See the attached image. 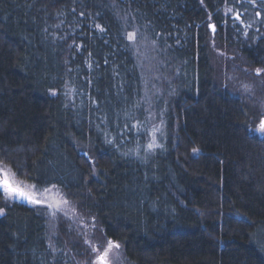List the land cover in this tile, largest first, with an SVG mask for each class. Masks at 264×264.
<instances>
[{
    "label": "trees",
    "instance_id": "16d2710c",
    "mask_svg": "<svg viewBox=\"0 0 264 264\" xmlns=\"http://www.w3.org/2000/svg\"><path fill=\"white\" fill-rule=\"evenodd\" d=\"M225 7L0 0V161L63 188L132 264H264V111L216 69L206 27L218 24L220 42L245 58L226 63L254 73L264 31L240 39ZM0 209V264L92 260L65 222L52 244L47 212L6 202L2 188Z\"/></svg>",
    "mask_w": 264,
    "mask_h": 264
},
{
    "label": "rangeland",
    "instance_id": "374dc122",
    "mask_svg": "<svg viewBox=\"0 0 264 264\" xmlns=\"http://www.w3.org/2000/svg\"><path fill=\"white\" fill-rule=\"evenodd\" d=\"M248 9L244 10H233V13L225 14L230 18L231 26L236 27V31L240 33L239 38L243 40L249 39L250 34H253L256 39L264 31V0H249ZM240 13V19L243 21L241 23L234 19V13ZM260 13L259 16L256 14ZM209 24H215V33L208 27ZM206 27L209 43L213 51L212 59L215 67L218 71L225 75L226 83L231 86V89L238 94H241L247 98H252L259 100V104L262 106L264 111V74L256 75L252 69L246 68V66H238L235 62L231 65L229 62L226 63L227 59H232L233 61L241 60L245 62V58L234 50V48L227 47L226 44L220 42L222 33L220 26L215 22H209ZM225 28V34L223 38L227 39L228 31ZM245 31L247 35H245ZM232 36V35H231ZM237 40V37L235 38ZM146 40V41H145ZM139 42L138 48L142 47L148 52L153 49V44L148 42L147 39ZM149 48V49H148ZM152 64V59L148 61ZM264 69V67H258ZM257 69V68H256ZM245 86L248 87V91L245 90ZM260 134L264 135L258 127L256 129ZM153 135L156 136L157 143V131L152 132L151 139ZM3 179L10 180L13 186L23 187L24 190L33 192V194L41 196L45 199L46 203L42 205H35L28 202L25 199L9 198L6 200L8 203H13L15 201L25 202L32 205L42 211L47 212L49 217V233L52 244L56 236L59 235V227L62 222H65L69 235L73 240L82 242L83 246L89 250L92 259H94V254L90 251V244L92 246H100L101 250L103 246H106L107 240H109L105 235L103 229L100 227L98 221L92 215L88 214L86 211L81 210L77 203L72 200L58 185H51L47 187H39L35 182L27 180L19 176L11 166L0 161V184ZM35 185L36 189L39 191H34L32 186ZM52 186H55L53 189ZM2 188V187H0ZM3 189V188H2ZM44 189H49L48 192H44ZM4 191V190H3ZM5 192V191H4ZM6 195V193H5ZM67 203H64V201ZM48 204H52L53 208H48ZM55 212V215L53 213ZM94 218V219H93ZM89 243H85V241ZM120 244V243H119ZM120 249H113L110 253L111 264H132L129 262L122 245L120 244Z\"/></svg>",
    "mask_w": 264,
    "mask_h": 264
},
{
    "label": "snow or ice",
    "instance_id": "6c2138e0",
    "mask_svg": "<svg viewBox=\"0 0 264 264\" xmlns=\"http://www.w3.org/2000/svg\"><path fill=\"white\" fill-rule=\"evenodd\" d=\"M254 2V0H253ZM201 3H203V0H201ZM227 3L228 0H225V14H229V13H233V8L232 7H227ZM80 15H84V13H81ZM257 16L260 15V13L256 14ZM209 18H211V14H209ZM234 19L240 21L241 23H243V21L240 19V13L239 12H235L234 13ZM97 28H101L100 25H96ZM209 28H211V30L213 31V33H215L216 30V25L215 24H209L208 25ZM45 31H47V29H45ZM101 31H103V29L101 28ZM245 35H247V32L245 31ZM137 36L136 31H132L127 33V39L129 41H135ZM79 47V46H77ZM91 66V65H89ZM256 75H261L264 74V69L262 68H257L255 70ZM245 90L248 91V87L245 86ZM53 95H56L55 91H52ZM67 94V93H66ZM127 127V125H126ZM260 131L262 133H264V119H261L260 121V125H259ZM158 131V129H153V132ZM108 143H112V141H107ZM159 145H157L156 143V136L153 135L151 141L147 144V151L151 152L152 150H154L156 147H158ZM139 146L137 148V150L135 152H133L132 149H129V152H133V154L139 156ZM193 152H197L198 149L193 148L192 150ZM129 152H125L124 155H128ZM0 187L3 188V190L5 191L6 195H5V200L9 199V198H16V199H25L28 202L35 204V205H42L45 204L46 201L45 199L41 198V196L35 195L33 194V192L30 191H26L24 190L23 187L20 186H12L7 180H5L2 184H0ZM53 189L55 188V186H52ZM34 191H39L38 189H36V186L33 185L32 186ZM44 192H48L49 189H44ZM64 203H67V201L65 200ZM48 208H53L54 206L52 204H48L47 205ZM0 215H4V209H0ZM53 215H55V212L53 213ZM94 219V218H93ZM85 243H89V241H85ZM51 247V245H50ZM120 244L118 242H115L111 239L107 240L106 242V246L101 247L100 246H92L90 244V251L91 253L94 254V259L89 261V264H111L110 261V253L112 252L113 249H120Z\"/></svg>",
    "mask_w": 264,
    "mask_h": 264
},
{
    "label": "water",
    "instance_id": "95a60500",
    "mask_svg": "<svg viewBox=\"0 0 264 264\" xmlns=\"http://www.w3.org/2000/svg\"><path fill=\"white\" fill-rule=\"evenodd\" d=\"M262 119H264V117H263ZM5 180H7V179H3V180L1 181V183H3ZM7 181L12 185V183H11L10 180H7ZM12 186H13V185H12Z\"/></svg>",
    "mask_w": 264,
    "mask_h": 264
}]
</instances>
